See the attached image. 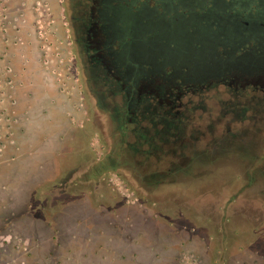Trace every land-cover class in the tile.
<instances>
[{
    "label": "rangeland",
    "instance_id": "374dc122",
    "mask_svg": "<svg viewBox=\"0 0 264 264\" xmlns=\"http://www.w3.org/2000/svg\"><path fill=\"white\" fill-rule=\"evenodd\" d=\"M71 13L72 0H0V264H217L228 236L220 264H264V127L226 114L232 132L255 131L256 149L151 185L146 171L166 163L124 152L110 104L99 105L81 61ZM223 90L210 87L204 107L218 112L225 96L213 94ZM198 177L214 185L198 187ZM55 214L62 241L45 232ZM88 220L100 222L88 228ZM102 224L124 225L128 236L114 243ZM58 240L64 252H53Z\"/></svg>",
    "mask_w": 264,
    "mask_h": 264
},
{
    "label": "flooded vegetation",
    "instance_id": "af4514ba",
    "mask_svg": "<svg viewBox=\"0 0 264 264\" xmlns=\"http://www.w3.org/2000/svg\"><path fill=\"white\" fill-rule=\"evenodd\" d=\"M186 1H188L189 6L192 8L197 6L194 5L197 4L194 3L195 0ZM154 2L155 0H72V13L70 19L75 40L78 44V48H80L81 61L89 72L90 80L100 90L101 102L99 105L103 103L104 106H108L107 103L109 102L112 116L118 122V127L122 130L121 134L125 142V146L123 147L124 152L127 156L132 155L135 158L140 155V157H142L140 158V162L146 164H152L151 161L153 159L156 161L163 160V162L166 163V170L146 171L145 180L151 182V185L161 182L160 176H165L169 174L168 172L191 171L193 168H197L199 165L202 166L210 160L218 159L227 151L235 150L242 153H249L256 149L257 146V141L254 139L255 134L252 133L255 131L247 129L246 127L238 128V131L232 132L230 125H222L225 129L216 132L219 127H222L221 125L219 126V123L223 121L226 115L220 110L218 112H214L213 110L209 111V109L204 107V99L208 97L210 87L217 86V79H213L210 82L205 80L206 75L203 74L204 76L202 79L207 83L205 89L201 90L200 93L193 91L190 95L186 96L182 93L181 96L177 98L176 93L173 91L174 85L194 83L201 78H193L187 75V72L182 73L175 69L174 61L176 59V54L173 51L174 49L170 48V50H167L169 58L167 63L158 61L148 62L152 67H144L143 62L140 61V4L142 3L144 7H150L149 4L154 5ZM246 5H248V2L245 3V6ZM159 9H161L160 6ZM184 33L185 36L190 34L189 31H185ZM248 49L249 52L245 53V55H250L251 51L255 52L257 49H260V52H264V42L262 44L259 43V45H249ZM190 53L191 52H189V54ZM245 55H242L243 58H246L244 57ZM187 56L188 55H183L185 58ZM240 57L241 56H236V58ZM234 69V75L237 77L241 75V72L245 68H242L239 64ZM255 71L264 73V67L261 68V70H245V73L254 74ZM146 73L152 76L155 75V77L150 78V80L147 79V81L143 79ZM155 81L159 84L158 90L162 98H168L174 101V104H176L178 100L184 102L183 104L188 109L182 106L178 108V110L182 111V117L181 115L180 117H173L171 113L153 111L152 105L156 102L154 94H144L140 92V86L143 83H154ZM233 89V93L231 91L232 89H228L230 96H233L235 86H233ZM239 89H242V93H240L244 98L263 100L264 78L262 83L256 86L246 84V86ZM239 91L241 90H238V92ZM223 92L220 91V95L218 92V95L217 93L213 95L220 98V96H223ZM199 99H201V107L197 109L192 104L195 100ZM146 101L149 103L150 107L149 110L143 112V106ZM248 112L249 110H245L244 115H249L250 113L248 114ZM207 113L213 117L211 116L209 118ZM193 117H197L200 122L204 123L194 124ZM163 119L169 122V127H166L165 124L162 123ZM176 123H183L185 125L179 133H183L182 136L177 134L178 130H176L177 128L175 129ZM181 126V124H177L178 128ZM263 127H257V129L260 130ZM180 137L184 138V140L179 141ZM112 160L110 163L114 164ZM199 173L202 174L204 171ZM195 185L198 187H209L214 185V182L212 180H206L203 177H198L195 181ZM55 194L56 192L52 191V196ZM123 196L127 197L128 195ZM147 198H150V196H147ZM125 200H127V198H125ZM126 204L127 202L124 203L125 206ZM109 205L110 204L106 207ZM49 207H51V210H53V208L56 211L59 209V207L53 205ZM112 211L117 213L120 211V213L125 214L123 210L112 209ZM56 215L57 214L53 216L50 215V217H52L50 219L52 225L46 224L45 232L48 233V236L55 233L54 237L62 241L63 235L59 236L60 229L58 227L62 226L54 223V217H56ZM81 216L83 217V215ZM115 217L122 218L124 215L121 217L116 215ZM126 219L127 217L125 221ZM99 222L98 220H88L86 226L90 228L95 225L94 223ZM105 225L106 224H102L100 226ZM113 227L111 228L115 231L113 235L116 240L114 243H119L120 241H118L119 238L117 235L128 236L127 227L124 225L121 227L118 226L119 229ZM112 229L105 226L107 236L111 234ZM87 235L90 237L91 232ZM95 236L94 234L92 237ZM230 237H226L228 242L233 240V236ZM76 238L77 237L74 236V240H77ZM223 239V242L219 244L216 250L217 264L222 263L228 255L227 252L229 247L228 244H226V239ZM153 241L155 242L156 239ZM153 241H151L152 245ZM148 244L151 243L149 242ZM105 245L111 246V242H106ZM54 246L56 249H54L53 252L56 253V250L64 252V246L61 245L59 240L58 244ZM142 247H145V245ZM107 251L110 253L112 250ZM135 255L137 256V253ZM141 255L143 254L141 253ZM143 257H146V255H143Z\"/></svg>",
    "mask_w": 264,
    "mask_h": 264
},
{
    "label": "trees",
    "instance_id": "16d2710c",
    "mask_svg": "<svg viewBox=\"0 0 264 264\" xmlns=\"http://www.w3.org/2000/svg\"><path fill=\"white\" fill-rule=\"evenodd\" d=\"M194 3H197L195 8L186 0H155L150 7L140 4V61L145 68L152 67L148 62L167 63V50L174 49L177 71L201 79L205 74V80L210 82L217 79V85H222L223 94L227 95L220 103L234 100L228 89L233 93L236 66L245 68L241 76L264 74L245 73L264 67V52L260 49L245 55L249 45L264 42V0H195ZM185 31L190 34L185 36ZM152 77L155 75L146 73L143 79ZM201 79L196 83L176 84L173 91H181L184 96L193 91L200 93L207 86ZM200 100L192 104L197 109L201 107Z\"/></svg>",
    "mask_w": 264,
    "mask_h": 264
},
{
    "label": "water",
    "instance_id": "95a60500",
    "mask_svg": "<svg viewBox=\"0 0 264 264\" xmlns=\"http://www.w3.org/2000/svg\"><path fill=\"white\" fill-rule=\"evenodd\" d=\"M264 78V75H254V76H237L234 80L235 83V93L233 94L234 100H228L221 102V108L219 109L221 112H223L224 115L229 114L231 116L232 121H239L243 118H246L248 120L247 124L253 125L255 127H262L264 126V100L262 99H247L244 98L242 93L243 86H246V84H251L253 86H256L260 83H262ZM263 85V84H262ZM159 84L157 81L153 82H147L143 83L140 86V92L144 94H154L155 96V104L152 105L154 112H163V113H171L173 117H180L182 111L176 109V107L183 106L184 108L188 109L184 104L182 103H176L174 104V101L168 99V98H162L159 93ZM238 90H241L238 92ZM241 92V93H240ZM182 92H177L176 97L179 98L181 96ZM184 103V102H183ZM149 103L146 101L143 106V112H146L149 110ZM183 108V109H184ZM249 109L252 114L250 115H244L245 110ZM182 117V115H181ZM223 122L221 121L219 125L224 123L225 125H230V121ZM181 122V121H180ZM162 123L165 124L166 127H169V122L165 119H163ZM177 124H181V127H177ZM185 125L183 123H176L175 129L178 130L177 134L180 136L183 135L179 134L184 128ZM184 132V131H183ZM184 140V138L180 137L179 141ZM226 152L222 155H225Z\"/></svg>",
    "mask_w": 264,
    "mask_h": 264
}]
</instances>
